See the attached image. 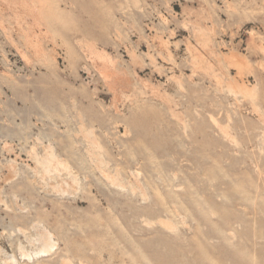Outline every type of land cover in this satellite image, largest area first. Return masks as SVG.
Wrapping results in <instances>:
<instances>
[{
  "label": "rangeland",
  "instance_id": "obj_1",
  "mask_svg": "<svg viewBox=\"0 0 264 264\" xmlns=\"http://www.w3.org/2000/svg\"><path fill=\"white\" fill-rule=\"evenodd\" d=\"M45 1L0 0V264H264V0Z\"/></svg>",
  "mask_w": 264,
  "mask_h": 264
},
{
  "label": "bare ground",
  "instance_id": "obj_2",
  "mask_svg": "<svg viewBox=\"0 0 264 264\" xmlns=\"http://www.w3.org/2000/svg\"><path fill=\"white\" fill-rule=\"evenodd\" d=\"M42 1H45V0H42ZM46 2V1H45ZM51 3V2H50ZM54 167V166H53ZM49 240V239H48ZM43 253V252H42ZM45 253V252H44ZM63 261H65V259L63 260ZM68 262V261H67ZM13 264V263H12Z\"/></svg>",
  "mask_w": 264,
  "mask_h": 264
}]
</instances>
